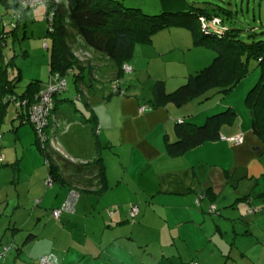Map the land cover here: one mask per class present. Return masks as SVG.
Listing matches in <instances>:
<instances>
[{"label": "crops", "instance_id": "crops-1", "mask_svg": "<svg viewBox=\"0 0 264 264\" xmlns=\"http://www.w3.org/2000/svg\"><path fill=\"white\" fill-rule=\"evenodd\" d=\"M174 1L161 0L166 9L181 5ZM28 17L25 13L26 27ZM72 33L75 55L89 56L92 49ZM194 43L189 26L174 27L135 48L133 75L137 80L148 75L152 95L127 87L125 78L116 81V68L105 82L109 86L101 81L105 88L89 91L93 83L87 84L85 76L80 88L74 82L75 88L56 98L49 134L67 158L51 150L60 178L47 190L48 168L34 128L13 104L0 107L2 171L17 180V190L23 183L11 200L10 194L0 193V264H37L50 254L59 264H264V141L254 133L246 99L244 104V98L223 103L220 96L204 101L211 93L221 95L216 89L185 105H152L157 82L172 94L213 64L216 53ZM39 50L47 51L49 66L51 46L42 44ZM93 52L81 60L89 66L88 76L97 80L99 62L108 58ZM143 58L156 64L142 68ZM16 74L10 70V79ZM114 84L127 94H114ZM227 110L237 115L222 127L219 139L181 157L169 155L167 145L178 141L180 120L201 126ZM238 135L244 136L242 144L223 139ZM72 188L79 193L76 211L56 220L52 211L65 203ZM132 205L140 210L135 221ZM211 206L215 213L209 212ZM251 208L257 213H249Z\"/></svg>", "mask_w": 264, "mask_h": 264}, {"label": "trees", "instance_id": "trees-1", "mask_svg": "<svg viewBox=\"0 0 264 264\" xmlns=\"http://www.w3.org/2000/svg\"><path fill=\"white\" fill-rule=\"evenodd\" d=\"M0 4H3L6 9L18 10L23 17L21 29L19 28L11 35L16 39L19 31H26V24L24 23L26 9L19 8L14 0H0ZM216 8H212L210 12L206 9L194 8L183 13H162L149 16L143 13L141 9L126 8L116 0H60L57 3H52L46 14L48 21L46 38H53L49 63L50 79L45 88H42L43 82L40 80L31 82L23 95L16 92L17 83L21 79V70L18 69L14 79L11 80L9 76V71L12 70L11 68H16V63L12 62L13 58L7 60L4 54L6 45H3L4 29L0 18V107L6 109L11 103H5V99L7 97L8 99L14 98L13 105L16 109H21L24 112V120L28 123L30 108L37 103V97L42 91L46 90L51 84H56L57 81L54 78L57 75L66 81L67 89L60 95L55 96L53 112L56 108V98L63 96L68 91L67 77L69 75L73 74L76 86L81 87V78L89 75L90 70L88 64L82 62L85 59L81 60L71 49L69 43L73 37L72 32L83 39L88 48L102 53L117 66L118 71L115 79L120 81L125 77L122 66L132 61L137 46L152 43L155 34L163 30L174 27L187 28L189 26L194 32V45L209 47L210 50L216 53V58L212 65L191 76L184 86L172 94L166 92L162 82H157L153 88V107H160L167 102H174L178 106L185 105L199 97L206 96L216 89H221V92L227 95L247 75L248 67L243 63V55L247 56L248 59L255 58L263 66L262 81L251 90L247 96L246 105L252 116L254 133L264 141V41L246 45L241 42L237 30L232 27L229 32L225 31L221 35L217 34L219 37L221 36L220 38L214 35L215 33L212 30L209 34H205L202 31L200 19L205 16L209 18L218 16L221 18V7L216 6ZM50 14H53L52 31L50 30ZM222 21L225 24V20L222 19ZM189 22L193 23L192 27ZM17 40H20V38ZM45 42L48 43L47 39L44 40ZM115 88H120V86L116 85L113 88V93ZM114 94L121 95L120 92ZM19 103L20 105H18ZM53 112L49 128L53 121ZM236 115L235 112L227 110L210 116L201 126L184 122L179 124L177 130L178 141L167 145L169 155L174 158L181 157L203 143L216 141L220 138L222 127L232 123ZM46 133L54 137L49 134V129ZM38 142V148L45 156L48 176L52 175L55 185L60 175L54 169V159L50 154L51 149L44 151ZM52 151L57 153L55 150ZM100 161L99 159L97 163ZM133 206L136 205H132L131 209ZM136 217L134 219L131 217V219L135 221ZM193 263L200 264L199 261H192L190 264Z\"/></svg>", "mask_w": 264, "mask_h": 264}, {"label": "rangeland", "instance_id": "rangeland-1", "mask_svg": "<svg viewBox=\"0 0 264 264\" xmlns=\"http://www.w3.org/2000/svg\"><path fill=\"white\" fill-rule=\"evenodd\" d=\"M116 1L122 3L126 8H129V9H141L143 13L149 16L160 15L162 13H172V14L183 13V12L191 11L194 8H202L210 12L212 8L217 9L216 6H220L221 7V18L225 20V24H224V21H222V24H223L222 28H224V32L225 31L229 32L231 30V27L236 29L238 35L240 36L241 42H243L246 45H252L253 43L258 42V41H264V0H175L174 1L175 4L173 5H176L177 3L181 5L180 6L177 5L174 7L171 6V8H168V9H166L163 6L161 0H116ZM166 7H170V6H166ZM46 8L47 7L45 5H41V6H38L37 8L26 10V13H28L29 19L27 20V27L25 31L26 34L24 30H21V32L19 31L20 40H16L11 35L15 31L19 30V28L22 25L21 21L23 17H21V19H19L17 22L13 23L10 26L12 29L8 30V32H6L5 27L2 25L4 29L3 45H6V47L4 48V54L7 60H10L13 58L14 61L12 60V62L16 63V68H11L12 74L14 72L18 73V69L21 70L20 71L21 79L18 81L17 88H16V92L21 95H23L24 92L26 91L27 86L32 81L31 79L40 80L45 84L49 82V79H50V74H49L50 72H49V66H48V61H49L48 53L46 50L38 51V49L44 43L45 39H47L48 44L50 46L53 44L52 37L46 38L47 32H48V21L46 18ZM15 12H18V10L6 9L3 4H0V18L2 19V24L3 22L11 23L12 21H14L13 14ZM216 13L218 14V12ZM207 18L208 20H211L212 18H220V17L212 16L210 18L209 17ZM211 29L212 31H214V28H211ZM218 35L216 36L220 38L221 36L219 37ZM91 52L93 51L92 50L89 51L90 53L89 56H92ZM99 54H100L99 52H95V53L93 52V55L95 56H98ZM77 56L80 59L89 58L87 54L84 56L82 54L81 55L77 54ZM98 57L102 58L101 56H98ZM140 60L142 61V64H143L142 68L143 67L146 68L148 66L153 67L152 65L156 64L155 59L148 60V59L143 58ZM243 63L248 67V71L246 73L247 75L239 82V84L232 91L231 95L229 94L226 96L222 92H221V95H215V93H211L212 97H210L209 99H204V101H207V102L212 101L213 99H218V96H220L221 102L223 103L226 101L227 102L228 101L237 102L239 98L242 101V98H244L243 99L244 100L243 104H244L245 99H247V96L249 95L251 90L257 87L259 83H261L263 66L257 59L255 58L248 59V57L245 55H243ZM99 66L101 70L100 69L97 70L95 74L97 80H93L88 75H86L87 84L93 83L92 86H88V88L90 89L89 91H91L92 88H95L96 91H99L102 88H105L104 86L100 85L101 81H103L106 86H109V83H105V82L106 80L107 81L111 80L110 74L112 73V71H115L117 68L115 64L112 63L109 59L108 61L99 62ZM111 66H113V70L111 69ZM142 72L146 73L143 69H142ZM133 74L134 73L130 75H125L126 77L124 78L126 80L125 81L126 86L127 87L136 86L137 88L143 89V92H142L143 96L152 95V87H150V84H149L151 83L150 82L151 79L148 77V75L146 78L140 77L139 80H137V78ZM67 81L69 83L68 89L71 90V87L75 88V84H74L75 78L73 74L67 77ZM115 86L116 84L113 85V88ZM127 91L129 90L127 89ZM4 102L5 103L10 102L11 104H13V102L8 100V97L5 99ZM244 106L246 108L245 110H247V112L250 114L249 108L246 105V103L244 104ZM238 107H241V104ZM238 109L239 111H241V108H238ZM27 122L34 128V125L30 122L29 119ZM26 126L28 130L30 131L31 130L29 128L30 126L29 127L28 125ZM34 131H35L36 139L37 141H39L37 131L35 130V128H34ZM7 132L9 131H7V127H6L3 133L7 134ZM28 134L24 138L25 146H27L30 141L29 140L30 137ZM30 134H31V131H30ZM48 138L49 139H47L46 146L51 147L53 149L51 145L52 141L50 140L49 135H48ZM38 144L41 146L40 142H38ZM41 149H42V146H41ZM3 151H2V135H1V152L4 157V162L1 166H3L5 163V156H4L5 153L3 154ZM62 152L64 153L63 150ZM1 166H0V171L3 170L2 169L3 167ZM0 179H1L0 180V193L3 197H5L6 194H10L9 199L11 200L12 195L16 194L18 190H22L21 186L23 185V183L18 185L19 189L17 190L16 189L17 180H16V183H14L12 178H10L9 174L7 175L3 173V171L2 173H0ZM11 181H13V183ZM47 189L49 188H45V190ZM73 189L74 188H72V190ZM251 210H253V208H251Z\"/></svg>", "mask_w": 264, "mask_h": 264}, {"label": "built area", "instance_id": "built-area-1", "mask_svg": "<svg viewBox=\"0 0 264 264\" xmlns=\"http://www.w3.org/2000/svg\"><path fill=\"white\" fill-rule=\"evenodd\" d=\"M14 1H15V4L19 8L27 10V9L37 8L38 6H41V5H45L48 8L50 7V4L57 3L60 0H14ZM21 17L22 15L18 11L13 14L14 21H12L11 23L3 22V26L5 27L6 32H8V30H11L12 28L10 26L13 23L17 22L19 19H21ZM200 20L202 22L201 28L204 32H208L209 30H212L211 28L217 29V30H214L215 32L213 31L216 35L217 34L221 35V33L224 32V28L221 29L222 20L220 18H212L211 20H208L207 17H202ZM49 21L51 24L50 30L52 31L53 30V27H52L53 14L49 15ZM44 47L48 48L47 42L44 43ZM122 69L126 75H130L133 73V67L128 63L124 64ZM54 79L57 81L56 84H51L46 90L40 93V95L37 97V100H38L37 103L33 104L28 114L29 120L34 125V128L37 131V135L39 138L38 140L42 146V149L44 150L48 147L46 146V142H47V139L49 138L46 134V131L47 129H49L52 112L54 110V98L55 96L60 95L67 89V83L64 79H61L58 75ZM116 92H120L121 95L126 94V91L120 88H115L114 93ZM8 100L11 102H14L15 99L9 98ZM18 105H20V103ZM178 123L183 124V121L180 120ZM223 139L234 142L236 144H242L244 141V136L238 135L234 138H230V139L223 138ZM50 140L52 141L51 145L53 149H55V151L58 154H61L65 158H67V156L59 148L57 139L55 138V139H50ZM1 153L2 152H1V143H0V164L4 162V157ZM46 163L48 164L47 159H46ZM45 186L46 188L54 187V180H53L52 175L48 176L45 182ZM201 199H202L201 196L197 198L196 202L198 205L200 204ZM78 200H79V193L76 190H70L65 203L60 208L53 210L52 212L53 218H55L56 220H59V218L63 214H74L76 211L75 208L77 206ZM215 211H216L215 206H211L209 212L215 213ZM254 212H257V211L255 209L253 210L249 209V213H254ZM138 214H139V208L137 206H133L130 212L131 217L134 219ZM38 264H59V262H58L57 256L50 254V255L41 257L38 261ZM193 264H196V263H193Z\"/></svg>", "mask_w": 264, "mask_h": 264}, {"label": "bare ground", "instance_id": "bare-ground-1", "mask_svg": "<svg viewBox=\"0 0 264 264\" xmlns=\"http://www.w3.org/2000/svg\"><path fill=\"white\" fill-rule=\"evenodd\" d=\"M200 22H201V20H200ZM201 24H202V22H201ZM203 31V30H202ZM204 32V31H203ZM211 32V30H209L208 32H204L205 34H209ZM47 132V131H46ZM47 134V133H46ZM48 136V135H47ZM50 137V139H55V137H51V136H49ZM1 143V142H0ZM49 149H51V150H55V149H52L51 147H47L44 151H46V150H49ZM48 161V160H47ZM76 209V208H75Z\"/></svg>", "mask_w": 264, "mask_h": 264}, {"label": "clouds", "instance_id": "clouds-1", "mask_svg": "<svg viewBox=\"0 0 264 264\" xmlns=\"http://www.w3.org/2000/svg\"><path fill=\"white\" fill-rule=\"evenodd\" d=\"M126 75V74H125ZM179 124V123H178ZM39 261V260H38Z\"/></svg>", "mask_w": 264, "mask_h": 264}]
</instances>
